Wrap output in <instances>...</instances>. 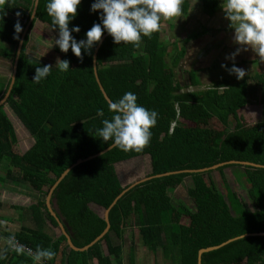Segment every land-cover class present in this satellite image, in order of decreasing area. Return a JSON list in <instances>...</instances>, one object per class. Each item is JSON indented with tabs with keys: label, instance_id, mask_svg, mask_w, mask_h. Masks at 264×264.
I'll use <instances>...</instances> for the list:
<instances>
[{
	"label": "trees",
	"instance_id": "obj_1",
	"mask_svg": "<svg viewBox=\"0 0 264 264\" xmlns=\"http://www.w3.org/2000/svg\"><path fill=\"white\" fill-rule=\"evenodd\" d=\"M20 1L11 0L6 15L0 19V58L12 64L19 42L13 39L15 14L21 13L19 19L24 30L34 5V0ZM200 1L207 15L216 11V0ZM47 2H38L35 19L21 48L13 88L0 107V165L3 160L8 162L0 181L28 187L39 195L35 203L21 211L30 222L28 227L22 226L14 234L0 232V241L8 242L3 247L0 264H33L32 257L10 250L12 241L34 252L37 246L52 249L54 258L44 264H112L113 260L114 264H122L124 233L131 227L137 228L140 246L149 252L162 251L163 258L171 264H197L199 249L244 234L264 233V169L228 165L216 171L222 192L209 176L211 172L171 175L134 187L110 210L109 231L99 242L85 252L68 248L46 208L45 198L57 178L78 159L96 155L111 145V141L103 142L96 131L112 113L93 74L92 55L96 46L90 55L84 53L83 62L71 49L62 53L55 47L59 59L70 62L69 71L61 73L53 67L39 84L32 82L36 67L48 64L27 54L28 34L37 21L52 28ZM93 2L81 0L76 18L69 23V29L80 28L79 33H72L78 42L85 39L94 23H102L101 13L90 11ZM160 30L151 39L144 38L139 49L114 44L108 35L97 52V76L110 101L131 91L139 105L158 113V119L151 129L150 145L142 152L124 153L113 148L72 169L54 190V211L78 248L91 243L106 227L103 213L99 215L96 209L104 211L125 188L137 182L122 187L120 178L127 180L131 167L122 166L116 174V163L126 164L142 156L150 171L146 177L199 170L230 161L264 166V119L255 123L245 119L251 90L249 77L222 79L204 89L182 91L166 62L167 48L161 41ZM181 56L182 53L172 59L175 64ZM189 80L190 87L196 89L200 85L194 72L189 74ZM9 83L10 80H0V99ZM5 105L34 139L24 153L17 147L14 127L3 111ZM98 109L104 111L103 117L97 116ZM229 167L242 168L232 174L235 183L242 186L243 181L248 187L246 195L252 212L245 210L239 190L227 183L224 170ZM187 177L192 183L187 196L194 205L193 211L172 203V190ZM128 264H134L133 245L129 246ZM201 264H264V237L249 236L231 242L204 254Z\"/></svg>",
	"mask_w": 264,
	"mask_h": 264
},
{
	"label": "clouds",
	"instance_id": "obj_2",
	"mask_svg": "<svg viewBox=\"0 0 264 264\" xmlns=\"http://www.w3.org/2000/svg\"><path fill=\"white\" fill-rule=\"evenodd\" d=\"M185 0H94L91 12H100L102 23H94L85 34V39L79 42L72 33H79V26L69 29V23L76 18L81 0H48L46 12L50 18L52 31H58V38L53 41L62 53L71 49L72 54L83 62L84 53L91 54L104 32L112 37L113 43L131 46L139 49L144 38L151 39L161 28V21L181 17ZM9 0H0V19L6 15ZM221 9L224 19L229 22L228 27L234 30L233 41L239 45L235 52L226 59L232 60L233 65L228 68L222 64L230 75L243 79L248 73L245 69L235 65V57L241 50L249 49L264 62V0H223ZM13 39L19 40L23 31L20 22V12H16ZM31 18L34 20L35 16ZM177 19L174 21L176 23ZM21 43H23L21 41ZM53 46V45H52ZM55 67L59 72L69 71L70 62L57 58ZM53 65L36 67L32 82L39 84L51 74ZM137 96L129 91L118 100L108 105L111 118L102 120V127L97 129L96 135L111 147L124 153L142 152L150 145L152 132L156 126L158 113L137 103ZM97 116L103 117L104 111L97 110ZM17 253H23L22 246H15ZM33 264H44L52 260L55 253L50 248L37 246L35 252L29 250Z\"/></svg>",
	"mask_w": 264,
	"mask_h": 264
},
{
	"label": "crops",
	"instance_id": "obj_3",
	"mask_svg": "<svg viewBox=\"0 0 264 264\" xmlns=\"http://www.w3.org/2000/svg\"><path fill=\"white\" fill-rule=\"evenodd\" d=\"M10 1L11 0H9V2ZM216 2V11L212 15H207L202 9L200 0H185L182 6L183 14L181 17H174L172 20L168 21L162 20L161 23L160 38L167 48L166 62L169 67L172 68L174 74L176 72L179 74H186L189 77L191 72L196 73L200 84L196 87L197 90L209 87L213 81L236 78L234 74L230 75L221 65L224 64L228 68H231L233 61L226 59V57L235 52L240 46L234 43V30L228 27L229 22L224 19V13L221 9L223 0H216ZM176 19L177 21L174 23ZM175 33H179V36L174 35ZM172 35L174 36V40L169 41L168 38ZM177 39L180 40L178 41ZM181 53L182 56L180 60L175 64L172 59L178 57ZM168 59L171 61L169 62ZM234 63L237 67L245 69L248 73L246 76L249 77L248 85L251 90L245 108L248 111H255L254 113H256L258 109L259 117L262 119L264 113V62H261L260 58L249 49L248 51L241 50L240 54L235 57ZM184 69H186V71H184ZM204 76L207 80V84L202 85ZM189 88L193 87L189 86ZM253 117L255 118L254 115ZM256 122L258 121L256 120ZM120 163L114 165L116 174V166ZM138 175L139 174H136L135 171H130L131 177H136ZM23 197L24 196L20 197L19 201L16 203L18 206H14V204L7 201L6 194L0 192V203L2 206L0 208V213L2 212L4 214L2 215V219L0 215L1 234H14L19 232L22 226H29L30 222L27 220L26 215L22 222L20 221L23 215L21 211L23 212V209L35 203L37 199L32 201V198L25 197L26 199L24 200L22 199ZM8 208L14 212V221L10 213L11 210H8ZM245 210L247 212H252V209L250 211L247 209ZM17 211H20V215L15 214ZM8 213H10L11 219H9ZM46 223L49 229H54L48 222ZM0 242L2 246L0 247L1 256L4 250L3 247H5L8 242L4 239ZM21 246L34 252L32 249L22 244ZM23 254L31 257L30 254L24 251ZM103 255L106 256L107 252H103ZM110 258L113 260V257ZM112 264H114V260ZM134 264H138L136 258H134Z\"/></svg>",
	"mask_w": 264,
	"mask_h": 264
},
{
	"label": "rangeland",
	"instance_id": "obj_4",
	"mask_svg": "<svg viewBox=\"0 0 264 264\" xmlns=\"http://www.w3.org/2000/svg\"><path fill=\"white\" fill-rule=\"evenodd\" d=\"M16 2H21L20 0H16ZM52 28L49 27L46 24H42L40 22H35L34 27L32 31L29 32V43L27 46V54L33 58L42 60L43 62L47 64L53 65L55 67L56 60L59 58V56L54 52V48L58 47L53 44V41L58 38V33L51 30ZM163 35V34H162ZM174 35L179 36V33H175ZM168 38V37H167ZM169 41L174 40V36L168 38ZM178 40V39H177ZM180 40V39H179ZM178 40V41H179ZM53 45V46H52ZM169 62L171 61L168 59ZM190 64V63H189ZM170 68V67H169ZM12 71V63L8 60H4L0 58V80L7 82L10 79ZM186 71V69H184ZM175 79L178 81L179 85L182 87V91H193L197 90L195 88H189V77L188 75L179 74L175 72ZM207 84V80L205 79V76L203 77L202 85ZM246 109V108H245ZM3 111L5 112L7 118L11 121L15 134L17 137V147L21 153L26 152L34 143V139L30 136V134L27 132V130L23 127V125L20 123V121L15 117V115L11 112L8 105L4 106ZM250 111V110H249ZM248 110L245 111V119L246 122L251 121L253 123L256 122V120L259 122L261 120V117H259V110H256V113ZM14 115V117H13ZM255 116V118L253 117ZM253 117V118H252ZM255 120V121H254ZM184 124H187L186 122H182ZM131 162H128L126 164H118L116 166L117 171L120 167L128 165L130 166L129 171H135L136 174H139L136 177H126L127 180H121L120 178V184L122 187H125L135 181H139L141 179H144L147 174L150 173L149 168H146V161L142 156L136 157L131 159ZM129 161V160H128ZM127 167V166H126ZM127 167V168H128ZM8 169V162L6 160H3L0 165V177L2 180V177H4L5 172ZM241 172V169H234V168H227L224 170L225 177L227 183H229V186L233 188H237L239 190V195L242 197L244 201V208L247 210H251L252 207L247 199L246 195V189L248 188L243 181L242 186H240L238 183H235L234 177L232 172L237 171ZM209 176H211L213 182L217 186L218 190L222 192L223 189H221L220 180L218 179V173L215 171L213 173H210ZM192 185L190 177H187L183 180L181 185H178L176 188H174L171 192L172 197V203L174 204H182L189 210H194V205L191 202V200L187 196V189L190 188ZM0 192L5 193L7 197V201L14 204V206H18L16 203L19 201V198L24 196L22 199L32 198V201L35 199H38L37 193L34 191H31L28 187L24 186H14L10 184L9 182H1L0 181ZM9 204V203H8ZM96 209V208H95ZM8 210H11L8 208ZM99 215H102L103 211L96 209ZM19 212V213H18ZM10 213L12 214V220H13V211L11 210ZM8 213L9 219H11V216ZM15 214L20 215V211L15 212ZM22 214V213H21ZM1 219L3 218L2 215H4L2 212L0 213ZM24 213L21 216V222L24 218ZM11 220V222H12ZM14 221V220H13ZM1 227V224H0ZM55 234H58L57 229H52ZM132 239V240H131ZM132 242V244H131ZM133 245L134 249V258H136L138 264H171L167 260L163 258L162 251L152 253L149 252L147 249H145L143 246H140L139 238H138V231L137 228L131 227L130 229H127L124 233L123 238V251H122V264H128V251L129 246ZM1 247V246H0ZM102 252H106V248L104 245H102Z\"/></svg>",
	"mask_w": 264,
	"mask_h": 264
},
{
	"label": "water",
	"instance_id": "obj_5",
	"mask_svg": "<svg viewBox=\"0 0 264 264\" xmlns=\"http://www.w3.org/2000/svg\"><path fill=\"white\" fill-rule=\"evenodd\" d=\"M38 2L39 0H34V5H33V9H32V12H31V15L29 17V20L27 22V24L25 25L24 27V30L20 36V39H19V42H18V46H17V49H16V53H15V58H14V61H13V64H12V71H11V76H10V83L8 85V88L4 94V96L0 99V107L3 106L7 100H8V97L11 93V90L13 88V85H14V82H15V76H16V72H17V64H18V59H19V56H20V53H21V48H22V45L24 42V39H25V36L28 32V29L31 25V23L34 21L31 16L32 15H36V10H37V5H38ZM108 37V34L107 32L105 34L102 35V38H101V41L97 43L94 51H93V55H92V69H93V74H94V78H95V81L98 85V88L104 98V100L107 102V104L109 105L111 103L110 99L108 98V96L106 95V93L104 92V89L103 87L101 86L100 82H99V79H98V76H97V70H96V57H97V52L98 50L100 49L102 43L104 42V40ZM113 148L111 147V145L109 147H107L106 149L102 150L101 152H99L98 154L96 155H92V156H89L87 158H84V159H78L74 164H72L69 168H67L58 178L57 180L55 181V183L52 185V187L49 189L48 193H47V196L45 198V205H46V208L49 212V214L51 215V217L54 218V220L56 221L57 225H58V228H59V231L61 233L62 236L65 237L66 239V242H67V245L69 247L70 250L72 251H75V252H85L87 251L91 246H93L94 244H96L97 242H99L103 237L104 235L109 231V228H110V224H109V212L110 210L113 208V206L117 203V201L124 195L126 194L127 192H129L130 190H132L134 187L144 183V182H147V181H150L152 179H158V178H164V177H168V176H171V175H178V174H183V173H188V174H202V173H206V172H209V171H214L218 168H221L223 166H228V165H239L241 167H251V168H255V169H264V166L263 165H258V164H253V163H249V162H237V161H230V162H225V163H220V164H217V165H214V166H211L209 168H204V169H199V170H184V171H175V172H167V173H163V174H158V175H154V176H151V177H146L144 179H141L133 184H131L129 187L125 188L115 199L114 201L111 203V205L105 209L103 211V220L104 222L106 223V227L105 229L103 230V232L98 236L96 237L91 243H89L88 245L82 247V248H78L76 246L73 245L72 241H71V238L69 236V234L67 233V231L65 230V227L63 225V223L60 221L59 217L57 216L56 212L54 211V207H53V199H52V194L54 192L55 189H57L58 185L63 181V179L69 174V172L74 169L75 167H77L78 165L80 164H83L85 162H88V161H91L101 155H104L106 154L107 152L111 151ZM264 237V233H253V234H244V235H241V236H238V237H235L233 239H229L223 243H221L220 245H217V246H212V247H207V248H203V249H199L198 252H197V259H196V262L197 264H201V261H202V256L204 254H207L209 252H212V251H215V250H218L228 244H230L231 242H234L236 240H239V239H242V238H245V237Z\"/></svg>",
	"mask_w": 264,
	"mask_h": 264
},
{
	"label": "built area",
	"instance_id": "obj_6",
	"mask_svg": "<svg viewBox=\"0 0 264 264\" xmlns=\"http://www.w3.org/2000/svg\"><path fill=\"white\" fill-rule=\"evenodd\" d=\"M10 243H11V245H10V249L11 250H15L14 245L17 246V247L21 246L16 241H12ZM23 250H24V252H26L27 254H29V250L28 249H26V248L23 247Z\"/></svg>",
	"mask_w": 264,
	"mask_h": 264
},
{
	"label": "bare ground",
	"instance_id": "obj_7",
	"mask_svg": "<svg viewBox=\"0 0 264 264\" xmlns=\"http://www.w3.org/2000/svg\"><path fill=\"white\" fill-rule=\"evenodd\" d=\"M223 167H226V166H223ZM223 167H221V168H223ZM218 169H220V168H218ZM218 169H216L214 171H209V172L213 173V172L217 171Z\"/></svg>",
	"mask_w": 264,
	"mask_h": 264
}]
</instances>
